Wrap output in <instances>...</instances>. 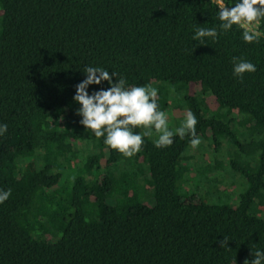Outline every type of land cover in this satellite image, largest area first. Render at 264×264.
Listing matches in <instances>:
<instances>
[{
    "label": "trees",
    "instance_id": "obj_1",
    "mask_svg": "<svg viewBox=\"0 0 264 264\" xmlns=\"http://www.w3.org/2000/svg\"><path fill=\"white\" fill-rule=\"evenodd\" d=\"M219 23L216 0H0V264H244L264 251V35L193 40ZM233 57L256 71L240 82ZM85 66L157 87L173 130L191 110L210 162L190 135L145 137L125 158L86 131L73 99Z\"/></svg>",
    "mask_w": 264,
    "mask_h": 264
},
{
    "label": "clouds",
    "instance_id": "obj_2",
    "mask_svg": "<svg viewBox=\"0 0 264 264\" xmlns=\"http://www.w3.org/2000/svg\"><path fill=\"white\" fill-rule=\"evenodd\" d=\"M218 4L219 32L217 27H196L193 40L201 45L204 38L216 41L220 33H227L238 27L242 30L245 43H257L264 33L259 25L264 21V0H235L234 6L228 7L224 0H216ZM233 75L243 82L245 73H254L256 66L243 57H233ZM86 78L78 83L73 97L80 105L77 115L85 130L96 138H103L104 144L112 150L118 151L125 158H132L142 150L145 137H153L156 148L170 147L174 136L184 139L190 135V146L195 149L201 144V139L196 134L198 120L191 110L184 113L182 123L174 130L169 126V118L159 106V90L151 84L143 86L128 85L124 77L117 79L115 72L109 73L103 67L85 66L83 69ZM116 77V82H113ZM107 81L109 87L101 88L91 94L89 85H100ZM174 92L175 90L172 89ZM7 124H0V136L6 134ZM139 129V131H137ZM11 196V189H0V204ZM229 238L224 237L218 241L220 248L231 250L228 247ZM254 257L245 259L244 264H264V251L257 249L251 252Z\"/></svg>",
    "mask_w": 264,
    "mask_h": 264
},
{
    "label": "rangeland",
    "instance_id": "obj_3",
    "mask_svg": "<svg viewBox=\"0 0 264 264\" xmlns=\"http://www.w3.org/2000/svg\"><path fill=\"white\" fill-rule=\"evenodd\" d=\"M225 150L227 149V147H225L224 148ZM192 152H193V154H196V155H198L199 153V156L201 155V153L203 152V154H204V151H199V150H196V149H193L192 150ZM212 152H211V150L209 149V152H208V154H206L207 155V157L206 156H204L203 157V155H201L200 157L202 158L203 157V161L205 162V163H208V162H210L209 161V159H208V157H210V154H211ZM221 155V154H220ZM201 162V161H200ZM192 188H194L195 189V187H192ZM246 188V186H241L240 188H238V187H236L235 188V192H237V194H236V196H233L234 197V199H238V195H239V193H242L243 192V190Z\"/></svg>",
    "mask_w": 264,
    "mask_h": 264
}]
</instances>
